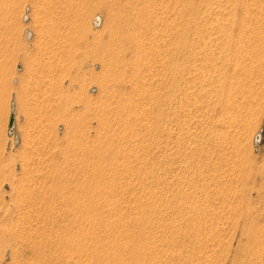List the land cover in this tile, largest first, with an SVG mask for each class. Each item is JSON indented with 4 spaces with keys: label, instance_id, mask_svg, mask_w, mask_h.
I'll return each mask as SVG.
<instances>
[{
    "label": "rangeland",
    "instance_id": "rangeland-1",
    "mask_svg": "<svg viewBox=\"0 0 264 264\" xmlns=\"http://www.w3.org/2000/svg\"><path fill=\"white\" fill-rule=\"evenodd\" d=\"M41 261L264 264V0H0V264Z\"/></svg>",
    "mask_w": 264,
    "mask_h": 264
},
{
    "label": "bare ground",
    "instance_id": "bare-ground-1",
    "mask_svg": "<svg viewBox=\"0 0 264 264\" xmlns=\"http://www.w3.org/2000/svg\"><path fill=\"white\" fill-rule=\"evenodd\" d=\"M256 141H257V140H256ZM31 234H32V233H30V235H31ZM32 235H33V234H32ZM63 241H65V240H63ZM64 243H65V242H64ZM35 244H36V243H33V244H31V245H27V246H26V244H23V247H24V245H25V246L27 247L26 249H28V250H33V254H34V256H35V257L37 258V260H38V259H41V256H40V253H39V255H37L38 253L36 254V252H37L38 250H36L37 245H35ZM74 244H75V243H74ZM41 245H42V244H40V246H41ZM64 245H65V244H64ZM77 245H78V244H77ZM129 246H130V245H129ZM133 247H134V246H133ZM135 247H136V246H135ZM24 248H25V247H24ZM37 248H40V247H37ZM41 248H42V246H41ZM44 248H46V247H44ZM44 248H43V249H44ZM47 248H48V247H47ZM97 248H98V247H97ZM137 248H139V247H137ZM135 249H136V248H135ZM140 249H141V248H140ZM153 249H154V248H153ZM57 250H58V249H57ZM134 251H135V250H134ZM137 251L139 252V249H137ZM137 251H136V252H137ZM40 252H42V251H40ZM48 252H49V251H48ZM138 252H137L136 254H134V258H135V259H136V258H137V259L139 258V253H138ZM44 253H45V252H44ZM44 253H43V254H44ZM46 253H47V252H46ZM132 253H133V252H132ZM47 254H48V253H47ZM93 254H94V253H93ZM41 255H42V253H41ZM44 255H46V254H44ZM46 256H48V255H46ZM46 256L43 257V255H42V257L45 258L44 260H47V258L49 259V257H46ZM130 258H133V256L130 257ZM34 259H35V258H34ZM41 260H42V259H41ZM38 261L40 262V260H38ZM38 261H37V262H38ZM37 262H36V264H37ZM44 262H45V261H44ZM44 262L41 261V264H42V263L45 264ZM47 262H48V261H47ZM97 262H98V261H97ZM46 264H47V263H46Z\"/></svg>",
    "mask_w": 264,
    "mask_h": 264
},
{
    "label": "water",
    "instance_id": "water-1",
    "mask_svg": "<svg viewBox=\"0 0 264 264\" xmlns=\"http://www.w3.org/2000/svg\"><path fill=\"white\" fill-rule=\"evenodd\" d=\"M12 124H13V115L10 114L7 122V130L11 131L12 129Z\"/></svg>",
    "mask_w": 264,
    "mask_h": 264
}]
</instances>
